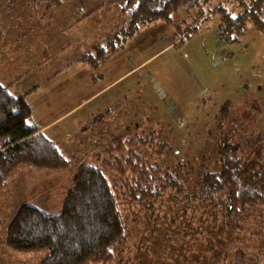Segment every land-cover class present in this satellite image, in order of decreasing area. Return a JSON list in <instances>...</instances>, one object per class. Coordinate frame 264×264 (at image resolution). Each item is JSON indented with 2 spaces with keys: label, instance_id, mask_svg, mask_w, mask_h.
I'll return each mask as SVG.
<instances>
[{
  "label": "rangeland",
  "instance_id": "obj_1",
  "mask_svg": "<svg viewBox=\"0 0 264 264\" xmlns=\"http://www.w3.org/2000/svg\"><path fill=\"white\" fill-rule=\"evenodd\" d=\"M220 4H227V0H213L203 4L202 9L197 5L184 6L173 20L182 40L184 33L195 25V17L200 18L195 35L204 44L207 59L220 79L219 89L209 104L200 109V116L178 125L154 109L144 93L131 94L106 114L104 122L91 126V122L86 123L88 132L70 139L68 145L72 147L66 153L71 163L67 168L55 172L22 166L30 167L37 175L59 173L58 178L41 179L24 170L28 168L20 167L17 170L20 172L16 171L0 192V264H37L46 254L45 251L22 253L6 245L8 226L21 204L60 213L65 195L74 187L79 167L96 164L111 181L118 179L109 164L112 158L106 153L108 146L117 137L152 131L162 135L157 140H169L177 152L158 154L157 148L152 147L151 162L170 163L173 169H179L182 191L172 190L159 205L158 214L145 221L133 220V212L138 208L122 205L123 211L132 215L129 220L132 238L116 248L113 260L106 264H264V215H256L261 210L245 215L241 220L244 230H235L234 222L225 216L223 209L208 206L195 197L203 173L217 165L222 138L217 128L221 123L225 132L232 133L233 141H246L242 155L250 161L245 170L247 175L264 164V144H252L257 134L264 131V32L252 28L241 42H225L218 35L222 28L219 14L211 12ZM120 10L115 0H0V81L9 87L11 83L7 81H15L16 86L10 91L16 96L34 89L66 64L63 59L51 60L56 51L54 34L59 35L58 29L63 26L58 19H65L66 26L75 25L77 18L82 21L90 13L87 24L91 46L124 26L127 18ZM201 10L206 11L204 16ZM14 24L19 27L13 28ZM186 44L185 41L177 48L183 50ZM26 47L32 49L29 57L22 55ZM27 58L32 61L30 65L25 64ZM2 72H6V80L1 77ZM162 72L172 71L164 68ZM80 143L86 153L77 149Z\"/></svg>",
  "mask_w": 264,
  "mask_h": 264
},
{
  "label": "trees",
  "instance_id": "obj_2",
  "mask_svg": "<svg viewBox=\"0 0 264 264\" xmlns=\"http://www.w3.org/2000/svg\"><path fill=\"white\" fill-rule=\"evenodd\" d=\"M115 1L127 18L124 26L94 45L90 52L82 54L79 61L97 67L122 51L144 27L158 21L173 23L182 7L197 5L202 9L203 4L213 0ZM200 12L204 16L206 11ZM211 12L219 14L222 28L218 35L227 43L241 42L252 28L264 32V0H227V4L216 6ZM199 19L195 17V25L184 33L178 46L195 35ZM26 97V94H12L9 85L0 81V192L22 166L60 170L71 163L58 144L49 140L35 123ZM212 97V94H204L194 119L200 116V109L207 106ZM224 128L223 123L217 128L222 132L217 165L203 173L195 197L208 206L223 209L225 216L234 222L233 229L244 230L241 220L245 215H254L259 210L256 215H264V164H259L247 175L245 170L250 161L242 155L246 141H233L232 133L225 132ZM160 136L152 131L114 139L106 153L111 156L110 167L119 178L111 181L96 164L82 165L60 213L48 212L32 204L20 205L8 226L6 245L22 253L45 251L37 264H106L112 261L114 250L132 238L129 228L132 215L126 214L122 205L138 208L133 212V220L145 221L158 214L159 205L172 190L182 191L179 169H173L170 163L151 162L149 149L152 147L157 148L158 154L177 152L169 140H157ZM253 140L255 146L264 144V131Z\"/></svg>",
  "mask_w": 264,
  "mask_h": 264
},
{
  "label": "crops",
  "instance_id": "obj_3",
  "mask_svg": "<svg viewBox=\"0 0 264 264\" xmlns=\"http://www.w3.org/2000/svg\"><path fill=\"white\" fill-rule=\"evenodd\" d=\"M75 13L79 14V11ZM58 20L63 26L58 29L59 35L54 34L56 51L51 60L63 59L66 64L37 84L35 87L38 88H29L23 94L27 95L35 123L69 158L66 150L72 147L68 145L70 139L79 134L85 135L90 129L84 127L86 123L91 122V126L104 122L106 114L128 95L144 93L146 101L154 109L174 120L175 124L184 125L201 107L204 94L213 95L219 89L220 79L210 65L198 35L191 36L181 50L177 48L181 32L173 23L158 21L145 27L128 41L124 50L105 63L92 67L79 61L82 54L90 52L94 45L101 42L90 46V13L82 20L86 24L78 18L75 25L69 26H66L65 19ZM17 27L19 25L14 24L13 28ZM25 49L22 55L29 57L32 49ZM30 63L32 61L27 58L25 64ZM149 65L151 67L143 71ZM164 68L172 72L164 73ZM5 75L6 72L1 76L4 80ZM7 83H11L10 90L16 86L13 80ZM77 149L86 153L81 143ZM23 169L33 173L30 167ZM59 175L37 176L52 179Z\"/></svg>",
  "mask_w": 264,
  "mask_h": 264
}]
</instances>
